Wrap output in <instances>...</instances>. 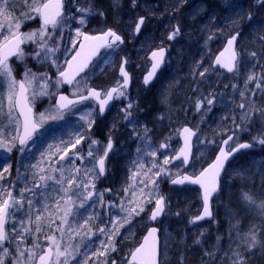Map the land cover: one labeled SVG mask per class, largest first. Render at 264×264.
<instances>
[{
  "label": "snow or ice",
  "instance_id": "1",
  "mask_svg": "<svg viewBox=\"0 0 264 264\" xmlns=\"http://www.w3.org/2000/svg\"><path fill=\"white\" fill-rule=\"evenodd\" d=\"M187 3V0H183ZM76 3V0H72ZM137 0H132V5L135 7ZM232 7L233 5H229ZM64 0H23L20 9L10 8L9 0H0V79L7 82L8 88V119L13 120V111L19 108V115L23 116V130H20L19 121L16 120V130L14 134L4 135L0 131V149L11 152L13 148L20 145L19 151L24 152L25 147L34 135V133L42 126L43 122L48 119L44 113H40L39 121L32 114V108L29 106V97L35 101L38 97L57 95L50 92L49 89H58L63 85H77V90L73 92L76 99H70L67 95L59 94L56 100L55 107L57 111L75 107L76 104L85 102L89 99H94L98 102V111L102 115L105 112L109 101L114 98L125 97L126 89L129 84V74L125 70L124 65L127 59H123L120 65V75L123 77L122 84L118 82L117 87H113L106 93H103L94 88L87 89V94H77L78 85L77 77L89 67L92 58L97 55L101 48L115 49L119 44L123 43L122 37L114 30L108 29L99 35H88L86 32L76 28V37H82V42L77 46L76 40H73V54L70 59H65L64 64L58 63L59 57L57 52L60 51V45L55 34V30L60 28L67 20L65 15ZM76 13L72 19L83 26L87 23L90 15L98 14L103 16L104 13L99 10H94L91 4L87 8L76 6ZM154 14V12H153ZM39 18L40 27L32 31H21L26 22ZM145 17H138L135 23L134 32L138 34L142 26L145 24ZM248 19H251L249 14ZM52 31H49V29ZM180 33L179 26H175L169 33L168 39L172 40ZM237 32L228 39L225 52L230 53L228 59L222 60L218 57L216 64L227 69L228 72H233L237 65V53L234 50V43L237 40ZM264 41V36L260 38ZM34 45L31 51H26L24 46ZM68 49H65L67 53ZM165 49L160 48L158 51H153L151 59L153 61L151 71L144 78V83L148 84L155 75L157 69L163 62ZM251 57H257L255 51L251 52ZM224 53H221V57ZM15 57L21 63L23 68L22 78L17 80L14 75V69L10 64V59ZM28 59H31L36 64L41 66L48 65L56 68V78L52 79L48 72H34L32 68L27 66ZM255 67V65H253ZM207 71V69H205ZM205 71H201L199 75L203 77ZM255 81V87L248 89L251 93L248 95L246 91H240V103L236 105L239 109V123L237 116L234 114L232 123L236 129L246 127L247 123L251 122L253 117L258 112L261 118H264V108H257L251 97L256 95V90L264 91V74L257 75L256 73L248 74L245 77V87ZM227 87V85L225 86ZM233 88L236 85L232 86ZM217 102L216 95L209 93L203 98H197L195 101L196 111H201L202 108L206 112L211 111V107ZM205 105L207 107H205ZM133 103L129 102L121 111L124 113L123 119L132 123L131 117ZM90 113L82 115L81 120H84L88 129H91L94 120L89 119ZM57 119L56 116L50 117ZM184 146L179 149L177 155L169 157L165 156L163 165L167 166L174 160H181L182 165H188L191 156V138L196 133L188 127L182 129ZM138 138L145 139L148 137V130H145L144 136ZM228 135L223 141L224 145H228L229 141L233 140V136ZM85 139L83 135L77 136L75 141L69 146H66L63 153L60 154V159L63 160L68 154L69 147L75 149L77 145ZM258 143L264 145V134L259 138ZM98 142L91 141L87 157L92 168L82 170L79 167L72 169V173L65 176L63 169H53L54 172H59L57 179L53 175L46 173L45 169L41 168L39 172L34 173L30 178L25 177L24 187L21 189L19 196H13L12 190L6 191V198L0 200V264H119L115 259L109 260L111 253L117 251L116 237L120 235V229L126 224H130L134 216H139L145 211V204L154 202L155 207L151 210L149 219L157 220L159 216L164 214L166 201L165 197L158 194L155 188L156 181L149 180L148 183L141 181L145 188L148 184H152L147 192L144 188L140 190V195L143 200H130L125 206L123 202L117 205L114 201L104 200L105 192H111V189H104L97 192L95 180L99 179L105 173V159L108 153L113 150V141L111 136L103 149V155H99L100 149H93L92 145ZM250 143H241L229 150L221 147L219 154L216 156L213 163L207 168H204L198 175L181 174L178 170L176 177L171 180L173 184H184L186 181L194 185H199L203 189V213L195 217V220H202L205 217H211L210 197L218 190V178L221 170L224 168L225 162L234 153L240 149L250 148ZM51 147V146H50ZM168 145L162 143L160 148H166ZM152 157L156 156V151L148 153ZM81 161L83 156L79 157ZM164 166H158L153 163L147 172H151L152 168H156L154 173L156 177L167 173L168 169ZM33 167H36L35 165ZM140 164L138 168H143ZM264 167V165H262ZM147 172L145 175H147ZM5 174H11V165L6 164L0 170V180L5 178ZM137 173H134V176ZM81 176L83 178H81ZM264 179V177H262ZM52 181L59 185L58 188H52L49 184ZM29 182L31 186L29 187ZM56 192V196H52V192ZM125 193L129 189H124ZM4 196V192H0V197ZM136 193L133 192V197ZM52 200L53 204L49 205L48 200ZM243 200L249 205L258 206L264 210V202H257L254 198L245 193ZM63 202V204H61ZM83 209L87 212V216H83L78 210ZM89 209L92 211L89 212ZM107 209V219L100 211ZM118 209V211H112ZM19 214V215H18ZM76 215H81L82 220L73 226L69 217L75 218ZM99 221V224L96 223ZM11 222V227L6 225ZM130 231V229H129ZM158 229L153 227L148 230L147 235L143 238V242L139 244L133 251L129 252V259L126 264H162L161 262V244L158 236ZM261 229L253 225L247 232H236V239L232 241L236 244L235 248H231L230 254L225 252L228 264H249L246 259V254L251 256L255 250L264 251V236L260 234ZM104 239H99V236ZM200 235H203L201 233ZM96 236L99 239V244L92 247V238ZM31 238V244L28 243ZM220 237H216L217 243ZM89 241L85 244L84 241ZM46 242L43 243V242ZM196 243H200L197 239ZM166 247V245H165ZM83 249V251L81 250ZM206 257L214 258L215 253L205 251ZM79 257V259H77Z\"/></svg>",
  "mask_w": 264,
  "mask_h": 264
},
{
  "label": "rangeland",
  "instance_id": "2",
  "mask_svg": "<svg viewBox=\"0 0 264 264\" xmlns=\"http://www.w3.org/2000/svg\"><path fill=\"white\" fill-rule=\"evenodd\" d=\"M18 0H9V7L20 9L21 5L23 4V0H19V3L17 4ZM16 2V3H15ZM111 5L114 7L113 12L116 16H118L120 19H128L123 13L126 11V6L124 3V0H110ZM21 3V4H20ZM200 3V1H199ZM79 5V0H76V3H72V0H65V7H66V22L58 29L55 30V34L57 36L58 43L60 45V51L57 52V57H59L58 63L63 65L65 59H68L70 55L73 53L72 50V43L73 40L78 41L80 38L76 37V28H80L83 32H88L87 27H90V16L87 19V23L83 26L79 25L76 20L72 19V16L79 15V13H76V6ZM140 11L147 14L151 11V6L149 5L146 0L141 2ZM86 8V7H82ZM123 15V16H119ZM96 19L93 20V26ZM166 19L164 17H158L156 16L155 20L152 22H149L145 25L143 31L139 33L138 38H135L134 44L130 46L126 45H119L115 49L108 48L106 52L103 54L101 62L99 65L93 66L90 73H88L84 78L79 80L78 85V95L84 94L89 87H92V81H94L95 77H108L109 73L112 74L115 71V74L117 76V69L119 67V64L121 62V58L125 57L128 61V69L129 71L136 75L138 72L146 71L148 68V60L146 58L148 52L157 46H160V43L162 40H164L166 37H168V29L170 28V24L172 26H177V22L175 21H167L165 23ZM155 22V23H154ZM40 20L39 18H36L35 20H31L26 22V24L22 27L21 31H32L35 29H38L40 27ZM98 23V22H97ZM104 23V22H103ZM162 26H161V25ZM97 32H103L106 30V27H101L98 29ZM49 31H52L50 28ZM91 34H94L91 32ZM187 37L183 36L182 34H179L177 38L172 39L173 43L168 48L170 57L168 59V62L166 63L164 73H161L158 81L155 85V87L152 89V93H149V90H145L141 85H137L134 87L135 93L133 95H126L125 97H120L118 99H115L114 107L110 113V116L106 121L104 122V126L106 129L107 136H111L113 145L116 146L113 150L112 154L109 156L107 162H106V173L109 175L112 172V167L114 164L119 162L121 159H123V156H130L133 160L140 159V156H148L147 151H143L142 155L138 156H132L128 153L120 155L118 154V151L121 150L125 146V143L122 140L123 137V131L122 128L125 123H127L123 119L124 113L121 111V109H124L129 102L133 103V108L131 109V112L134 108H137L140 106L141 103L146 102L147 100L153 99V95H156L155 102L159 103V107L161 111V115L159 114L157 117L156 122L159 123V125H167V138H168V146L165 151H167L169 148H179V132L183 126H185L186 121V114L183 107L175 106L173 103L177 102L181 105L184 104L187 96L195 95L196 98H203L204 96H207L209 93H212L213 95H216L217 102L211 107L210 112L203 111L198 118V123L196 124V128L199 130L200 135L196 140L195 143V155L193 162L191 164V167L188 170H185L184 166L181 164V161L175 163L172 166H166L168 169V172L165 173L166 178H174L176 177V174L178 173V170L181 174L188 172L189 174H197L203 166L208 162L211 161L214 157L216 151L219 147V141L222 139L224 133L227 130L234 131L237 135L235 144H238L239 139L241 137V133L243 132L244 128L236 129L234 124L232 123V117L235 114L237 116V123H239V109L236 108V105L240 103V97L239 92L240 91H246L248 95H251L250 92H248V89H253L255 87V81L249 83L247 85V89L245 87V77L248 74L256 73L257 75L264 74V64H262L261 68H257L256 60L251 57V52L248 51V48L246 47L245 43H239L238 53H239V63H238V69L235 74L233 75H226L223 72L215 69L212 67V60L209 61V55L215 54L220 48V38L217 37L216 39H213L209 42H203L200 39L201 32H196L195 30H187L186 32ZM189 35V36H188ZM135 36L134 28L133 30L128 31V39L132 40V38ZM187 40V41H186ZM186 41V45L183 44V42ZM186 46L187 49H191L193 52L198 51V57L192 59L194 60L193 63L190 65L186 64L183 65L181 69L188 70L187 73L189 74L192 69H195L196 66H200L202 69H207L211 67V69L208 72H205V75L201 77L200 75L198 77L196 76H183V78H180L177 73L180 72V69H174L171 70L169 67L174 66L177 64V66H181L183 62L181 59L178 58L180 55L181 57H184L185 53L182 52V48ZM26 51H31V49L34 47V45L24 46ZM65 49H68L67 53L65 52ZM187 55L191 52L186 51ZM192 57H194L192 55ZM174 63V64H173ZM11 66L14 69V75L17 80L22 78L23 68L24 66L19 63L16 58H14L12 61H10ZM209 64V65H208ZM255 65V67H253ZM27 66L32 68L34 72H48L49 75L52 77V79L56 78V68L49 67L48 65H39L36 64L31 59H28ZM117 80V79H116ZM113 82V81H111ZM118 82V81H117ZM195 83L198 84L195 85ZM104 82L102 81L100 84V88L106 89L108 86L103 85ZM227 85V87H225ZM236 85L235 88L232 86ZM64 86H61L58 89H49L50 92L59 93ZM77 90V85H73L72 88L69 89V94L73 95V92ZM259 92V94H257ZM264 93L262 90H256V95L252 96L251 99L255 103L257 108H260L262 105V101L260 102L257 100V95L261 96V94ZM7 95H8V88H7V82L3 79H0V131L4 133V135H10L14 134L16 130V120L19 121V126L21 129V122L19 119V116L16 112V109L13 111V120H9L7 113H8V101H7ZM53 96H43L38 97L34 102L38 107L39 113L37 114L36 118L37 121H39L40 113H44L46 117H49L46 119L42 125H48L50 122H56L62 121L63 119H69V118H75L79 119V121L82 124L87 125V123L84 120H81L80 117L82 115H86L90 113V116L88 117L91 120L95 119V113H96V105L93 102H86L83 104H80L78 106L73 107L68 112H61L57 111L53 105H50V99L54 98ZM153 97V98H152ZM191 98V97H190ZM154 100V99H153ZM29 102L32 105L31 97H29ZM160 102H166V105H160ZM34 108V107H33ZM55 111V112H54ZM36 112V111H35ZM141 113H144L143 110ZM258 113V112H257ZM256 113V114H257ZM36 115V113H35ZM56 116L57 119H51L50 117ZM214 117V118H212ZM137 118V117H135ZM95 121V120H94ZM88 126V125H87ZM248 126V123L247 125ZM134 131V130H133ZM161 127H158L157 132L160 133ZM136 134H139L143 137V134L138 133L137 131L134 132V134L131 136V140L135 139L137 142L142 141V139L138 138ZM152 134L148 135V137H151ZM177 141L174 145L173 141ZM96 141V140H95ZM36 142V138L30 141L25 147V151L30 149L34 143ZM98 142V141H97ZM172 142V144H171ZM107 142L101 143L98 142L96 145H93L92 148L96 149L99 148L100 152L99 155H103V149L104 146H106ZM63 145V143H62ZM66 145L63 147L60 146L59 148L53 147L50 150H48L46 157L41 160L39 165L31 164L30 169H33L31 171V176L34 173L39 172L41 168L45 169L46 173L51 175L50 171L52 169H56L60 163V161H63L60 159V154L63 153V150L65 149ZM140 145H135L133 149L139 148ZM70 147L68 149V154L65 157V159L69 156L70 153ZM256 147L251 149V151H254ZM15 151L17 154L24 155L25 151L22 153L19 151V148L16 146L12 149L11 152H7L4 149H0V158H7L9 162H11L12 158L11 156L14 154ZM151 152V151H150ZM89 159L87 157V161L83 160V163H81L78 167L82 170L85 168H92V164L89 163ZM253 163L256 164L257 162L252 159ZM249 161V160H247ZM124 162V161H123ZM123 164V163H122ZM258 164H261V162H258ZM36 167H33V166ZM84 167V169L82 168ZM259 167V165L257 166ZM132 170L137 173L143 171V168H138V166L133 167ZM229 171L233 175L242 176L243 170L239 166V162H234L230 165ZM242 173V174H241ZM19 177L17 181L15 179L13 180V183L9 182V180H0V192H4V196L0 197V200L3 198H6V191L9 190L7 187L10 185L13 196H19L20 192L15 189L17 186V183L20 184V173H18ZM81 178H83L81 176ZM102 179L100 177L99 179L95 180L96 185V191L100 192L103 191V187H100L99 181ZM143 181V180H141ZM228 183H230V180H227ZM139 184V183H138ZM5 185L6 189H2V186ZM142 187L136 188V185L131 186L130 189H134L129 193V191L124 194L121 191L112 190L111 192H105L104 194V200L107 203L108 201H114L117 205H119L121 202L124 203L125 206L128 205V202L130 200H143V197L140 195V190L144 188V191L147 192L151 187L148 184V188L144 187L143 183H140ZM190 187L183 188L182 190L175 191L171 190L164 195L166 199V212L162 219H160L157 223V226L161 228V262L162 264H186L188 258L187 264H201L203 263V260H206L207 264H228L227 257L224 255L225 252H229L230 254V245L231 248H235L236 244L233 243L236 239V232L237 230L240 231V233L244 232V230L241 229V223L243 224V218L247 216H242V210L239 211V213H234L232 211H227L226 213H222V210L218 212V210L215 211V219L211 223L201 224V225H195L192 222V217L190 216L189 212L186 210V203L189 201L187 198V192L191 191L189 189ZM129 189V188H128ZM180 191H183L180 193ZM133 192L136 193V196L133 197ZM159 195H162L158 193ZM163 196V195H162ZM181 196V199L178 197ZM200 202V196L198 195V199ZM186 202V203H185ZM218 204V205H217ZM217 204H215L216 207H219L220 201L217 198ZM154 202L151 204H145V211L140 213L139 216H134L130 224H126L124 228L120 229V235L116 237V247L117 251L113 252L109 256V260L115 259L119 262V264H126V260L129 259V252L133 251L138 244H140L142 237L146 230L151 226V220L149 219L150 212L152 208L154 207ZM150 206L149 213H147V207ZM92 210V209H91ZM103 214L105 219H107V209L100 210ZM112 211H118V209H112ZM232 214V215H231ZM19 215V214H18ZM239 216V228L238 225L235 224L234 219H238ZM226 218L229 223L231 221L234 222L235 230H228L226 228H222L217 226L220 222V218ZM231 219V221H230ZM241 221V222H240ZM99 224V221L98 223ZM74 226V225H73ZM11 227V222L7 225V228ZM130 229V231H129ZM211 229L213 232L208 235L209 231L211 232ZM203 233V235H200ZM97 236L99 234L97 233ZM219 236L221 239L219 243L216 241V237ZM99 239H104L103 236H99ZM99 239H97L96 236L92 238L93 243L92 247H96L99 244ZM197 239H199L200 243H196ZM87 241V240H86ZM89 243V241H87ZM166 245V247H165ZM205 251L214 252L215 257L209 258L204 255ZM258 252H255L253 255L250 256V259H253L251 261L248 260L249 264H264V251L255 250ZM201 261V263H199Z\"/></svg>",
  "mask_w": 264,
  "mask_h": 264
},
{
  "label": "trees",
  "instance_id": "3",
  "mask_svg": "<svg viewBox=\"0 0 264 264\" xmlns=\"http://www.w3.org/2000/svg\"><path fill=\"white\" fill-rule=\"evenodd\" d=\"M143 1L144 0H137L136 6L133 7L132 0H124L126 11L123 13V15L126 14L125 16L128 17V19H120L114 14V7L111 5L110 0H79V4L86 8L91 4L94 10H99L104 13L103 16L98 14L90 15V27H87V31L90 32H97L101 27L114 28L127 37L128 31L133 30L134 22L139 16H147L146 24L155 20L156 16H160L166 19L165 23L171 20L177 22V26L180 28L179 34H182L185 37H187V30H195L198 33L200 31V39L206 43L219 37L221 47L223 41L228 36L239 32V43H245L248 51H255L257 53V57L253 59L256 60V63L259 64L260 68L262 67V64H264V41L260 39L262 36H264V2L260 4L259 0H187V3H184L183 0H146V2H148L151 6V11L145 14L140 11L139 6ZM16 2L18 4L19 0ZM229 5L233 6L230 7ZM249 14H251V19H248ZM123 15L119 16L121 17ZM95 19L96 24L93 26V20ZM174 27L175 26L170 24L168 35ZM138 36L139 34L135 33V36L132 38V40H129L127 37L125 45L130 46L134 44L135 38H138ZM177 37L178 36L175 38ZM186 41L183 42L184 45L187 44ZM172 43L173 40H169L168 37H166L161 41L160 45L169 48ZM186 51L191 52L189 56L187 55ZM182 52L185 53L184 57L179 55L178 58L181 59L183 64L181 66H177L176 64L169 67L171 70L180 69V72L177 73L180 78H183L185 75L187 77H198L201 71H205V69H202L200 66H196V68L192 69L189 74L187 73L188 70L181 69L183 65H190L193 63L194 60L192 59L198 57L199 55L198 51L193 52L191 49H187L186 46L182 48ZM192 55L194 57H192ZM212 56L213 54L209 55V61ZM99 61L95 65H99ZM166 68L167 67L164 68L162 73L165 72ZM210 69L211 67L209 70ZM209 70L205 72H208ZM141 77L142 71L135 75L134 82L139 85ZM116 79L117 76L114 71L112 74L109 73V76L106 78L101 76L95 77L94 81H92V84L94 86L100 87L102 81L104 84H112L111 81L116 83ZM155 85L153 87H155ZM195 85L198 86L197 83H195ZM152 89L149 90V93L154 92ZM257 94H259V92ZM153 97L152 98L154 100H147L146 102L141 103L137 108L133 109L132 117L130 118L132 123L126 121L127 123H125L122 128L123 137L121 141L125 143V146L118 151V154L123 155L130 151V155L138 156L142 155L143 151H147L148 153L150 151H156V156L152 157L148 154L147 157L140 156V159L136 160H133L130 156H123V159L113 165L112 172L99 181L100 187H103V189H111L114 190V192L121 191L126 194L124 191L125 188H129L130 193L134 190L130 189L131 186L136 185V188L142 187L139 185L141 180H143L145 183H148L149 180H155V188L158 193L162 195H166V193L171 190H182L171 188L169 184L170 178H166L164 175L165 173L161 174L159 177H156L154 175V173L157 171L156 168H152L151 172H147V169L150 168L153 163H156L158 166H164L163 160L165 156L171 157L177 150L176 148H169L167 151H165L167 147L160 148L162 143H166L168 146H170L168 144L167 138L169 132L166 131L167 125H159V123L155 121L157 120L158 115H161V112L159 113L161 109L158 105L159 103L155 102L156 95H153ZM187 97L188 98L183 105L177 102L173 103V105L183 107L186 114L185 124L193 126L197 123L199 115L205 110L202 108L201 111H196L195 101L197 98L195 95ZM50 100V105H53V98ZM257 100L259 101V106L260 102L262 101L260 108H264V93H262L261 96L257 95ZM164 105H166V102ZM35 107L37 109L38 106L35 104ZM205 107L207 106L205 105ZM142 110L144 113H141ZM109 116L105 118H99L98 114L95 113V122L92 124L91 129H88L87 125L82 124L79 119L75 118H65L62 121L57 120L56 122H50L48 125H45L42 133H40L36 138V142L32 148L25 151L24 155L18 154L16 161L13 163H5L4 161L0 162V167L5 166L6 164L11 165V174H5L4 180H9V182L12 184L14 179L17 181L19 177L18 173H20L19 182L21 183H17V186L15 187V189L20 192L24 187L25 177H31V171L33 169H30V165L32 163L39 165L41 160L46 157L48 150L56 146L58 148L60 146L63 147L64 145L69 146L75 141L77 136L83 135L85 139L81 142V144L77 145L75 149L71 148L69 156L63 161H60L57 167L64 170L65 176L70 175L73 168L78 167L81 163H83V161H81L79 158L80 156H83L84 160L87 159V152L89 151V145L91 144L92 140H96L101 143L108 142V136L104 122ZM158 127H161L160 133L157 132ZM146 129L148 130V135L151 132V137L142 139L140 142H137L135 139L131 140V136L135 131L143 134L144 136ZM262 134H264V118H261L260 114L257 113L241 133L243 140L253 143L256 149L254 151L246 150L241 152L237 157L238 159L235 160L236 163L239 162V166L243 170V174L241 173L242 176L233 175L229 170L226 172L222 186L226 183L227 190L225 191L222 187L217 197L219 201L224 202L225 205H221L220 203L219 207H216V210H218V212L222 210V213L223 211L225 213L227 211H232L237 214L242 210L241 215L247 217L243 218L241 229L244 230V232H247L250 228H252L253 225H255L261 229V236H264V210L260 209L258 206L249 205L243 200V195L248 193L254 198V200L257 202V205L260 202H264V179H262V177H264V167H262V165H264V145L259 144L258 140L254 139V137L259 138ZM140 137L142 136L140 135ZM176 142L177 141L175 140L173 141V144L172 142L171 144L174 145ZM136 144L140 145V147L133 149ZM115 147L116 146H114V149ZM252 159H254V161L257 163L254 164ZM258 162H261V164H258ZM140 164L144 165L143 171L134 176L135 172L132 170V168L139 166ZM258 165L259 167H257ZM82 168L84 169V167ZM146 172L147 175H145ZM50 173L57 179L59 178V172H54L52 169ZM228 179L230 180V183H227ZM49 184L52 186V188L59 187V185L54 184L52 181H49ZM30 186L31 182H29V187ZM150 186L153 187V185ZM2 189L5 190L6 186L3 185ZM7 189H11L10 185L7 187ZM189 189L191 191L187 192V198L189 201L187 203L185 202L187 206L186 210L189 212L190 216H194L200 208V202L197 200L199 191L194 188ZM181 192L183 191H180V193ZM52 196H56L55 191L52 192ZM178 198L181 199V196ZM47 203L51 205L53 204V201L50 199L47 201ZM61 204H63V202H61ZM215 204H217V199ZM149 209L150 206L147 207V213H149ZM78 211L82 213L83 216L88 215V213L84 212L83 209H79ZM90 211L92 210L89 209V212ZM239 219V216L238 219H234V222H236L235 224L238 225V228L240 226L238 224ZM69 220L74 226H76L77 222L82 220V216L76 215L75 218L70 216ZM234 222L231 221L229 223L226 218L221 217L218 226L228 230H235L236 228ZM96 223H98V221H96ZM212 232L213 230H211V232L209 231L208 235H210ZM31 242V238H29L28 243L31 244ZM43 243L46 244V242ZM84 243L88 244L86 240ZM81 250L83 251V249ZM255 252L258 251H254V253ZM77 259H79V257H77ZM185 259L188 262V258L186 257ZM246 259H250V256L247 254ZM250 260L253 261V259ZM199 263H201V261ZM201 264H207L206 260L204 259L203 263Z\"/></svg>",
  "mask_w": 264,
  "mask_h": 264
},
{
  "label": "water",
  "instance_id": "4",
  "mask_svg": "<svg viewBox=\"0 0 264 264\" xmlns=\"http://www.w3.org/2000/svg\"><path fill=\"white\" fill-rule=\"evenodd\" d=\"M264 0H260V2H263ZM146 20V19H145ZM143 27V26H142ZM142 29V28H141ZM99 34H101V33H99ZM99 34H97V35H99ZM88 35H90V34H88ZM123 39V38H122ZM230 39V38H229ZM237 41H238V36H237V40H236V42L234 43V50H235V52L237 53V51H236V49H237ZM80 42H82V39H81V41ZM79 42V43H80ZM227 42H228V39H227V41H226V44H225V46L223 47V49L218 53V55L215 57V60H214V63H213V66L214 67H219L220 68V70H222V71H225L226 73H228V74H232V73H234L235 72V70L233 71V72H228L227 71V69H225V68H223L221 65H218V64H216L215 63V61H216V59L218 58V57H220L222 60H227L228 59V57L230 56V53H228V52H225V49L227 48ZM123 43H124V39H123ZM122 43V44H123ZM79 45V44H78ZM163 49H165V53H164V57H163V62L161 63V65H160V67L157 69V71H156V73H155V75L152 77V79L149 81V83L148 84H145L144 83V78H145V76L148 74V72L149 71H151V67H152V63H153V61H152V59H151V54H152V52L153 51H158L160 48H157V49H154L153 51H151L150 52V54L148 55V59L151 61V65H150V67H149V70L144 74V77H143V85L145 86V87H148V86H150L155 80H156V77H157V75H158V73L160 72V70H161V68L163 67V65H164V63H165V61L167 60V56H168V53H167V49L165 48V47H162ZM104 49L105 48H101L100 50H99V52L97 53V55L96 56H94L93 58H92V61L90 62V65H89V67L88 68H86L85 70H84V72H82V73H80V75L77 77V79L79 78V77H81L89 68H90V66L92 65V63L101 55V53L104 51ZM221 53H224V56L223 57H221ZM13 58V57H12ZM237 60H238V55H237ZM236 63H237V61H236ZM124 67H125V70L128 72V74H129V77H130V80H129V84H128V86H127V89H129L130 87H131V83H132V81H131V75H130V73H129V71L127 70V67H126V64L124 65ZM120 69V68H119ZM118 74H119V76L120 77H122L121 75H120V71L118 72ZM123 78V77H122ZM66 86H71V85H66ZM113 88V87H112ZM94 89H96V90H99V91H101L102 92V90H100V89H97V88H94ZM111 89V88H110ZM109 89V90H110ZM60 94H64V95H67L70 99H76L77 97H70L68 94H66V93H60ZM87 94V93H86ZM85 94V95H86ZM59 95V94H58ZM58 95H57V97H56V100L58 99ZM56 100H55V103H56ZM89 100H93V101H95L94 99H89ZM88 101V100H87ZM97 104H98V102L97 101H95ZM113 102H114V99L113 100H111V101H109V104L106 106V109H105V112L101 115V117H104V116H106L108 113H109V111L111 110V108H112V106H113ZM30 106V105H29ZM64 110H66V109H64ZM17 111H18V113H19V108H17ZM32 114H33V117L35 118V116H34V110L32 109ZM21 117V121H22V130H23V116H20ZM186 127H188V128H191L190 126H186ZM42 129V127H40L36 132H38V131H40ZM195 133H196V135L195 136H193L192 138H191V141H190V143H191V156H190V160H189V163H188V165H184L185 167H188L190 164H191V162H192V159H193V152H194V141H195V138H196V136L198 135V131H195L193 128H191ZM35 132V133H36ZM35 133H34V135H35ZM181 133H182V130H181ZM180 133V141H181V147L180 148H182L183 146H184V138H183V135ZM33 135V136H34ZM230 142V141H229ZM229 144V143H228ZM20 146V145H19ZM227 146L228 145H224L223 143H222V146L221 147H224L225 148V150L227 151ZM179 148V149H180ZM220 150V149H219ZM242 150H244V149H240L238 152H236V153H234L232 156H230L229 157V159L225 162V165H224V168L221 170V173H220V176H219V178H218V190H217V192H215V193H213V195L210 197V210H211V212H212V201H213V199L215 198V196L217 195V193L219 192V189H220V182H221V178H222V176L224 175V173H225V170H226V167H227V165H228V163L230 162V161H232L235 157H236V155L240 152V151H242ZM178 152H179V150H178ZM178 152L175 154V155H177L178 154ZM219 154V151H218V153L216 154V156ZM174 155V156H175ZM216 156H215V158H216ZM215 158H214V160H215ZM106 160V159H105ZM213 160V161H214ZM178 161H181V160H174L172 163H170L169 164V166L170 165H172V164H174V163H176V162H178ZM213 161L211 162V163H213ZM210 163V164H211ZM209 164V165H210ZM209 165H207L205 168H207ZM189 175V174H188ZM172 186H179V187H182V186H184V185H189V186H194V187H198L199 189H200V192H201V200H202V211H201V213H200V215L203 213V189L199 186V185H194V184H191L190 182H185L184 184H173L172 182L170 183ZM163 217V214L161 215V216H159L158 218H157V220L158 219H160V218H162ZM213 218V213H212V216L211 217H205L204 219H202V220H195L194 219V222L195 223H197V222H202V221H205V220H211ZM157 220H155V221H152V223H155ZM153 227H155V228H157L159 231H158V236H159V239H160V229L157 227V226H151L150 228H153ZM149 228V229H150ZM148 229V230H149ZM148 230H147V232H146V234L144 235V237L147 235V233H148ZM143 237V238H144ZM143 242V239H142V241H141V243ZM130 258V257H129Z\"/></svg>",
  "mask_w": 264,
  "mask_h": 264
},
{
  "label": "flooded vegetation",
  "instance_id": "5",
  "mask_svg": "<svg viewBox=\"0 0 264 264\" xmlns=\"http://www.w3.org/2000/svg\"><path fill=\"white\" fill-rule=\"evenodd\" d=\"M135 87V86H134ZM147 90H151V89H147ZM126 93H127V95H133L134 93H135V90H134V88L132 89V90H130V91H126ZM16 152V151H15ZM14 156V154L12 155V157ZM223 188H224V190L226 191V189H225V185L223 186Z\"/></svg>",
  "mask_w": 264,
  "mask_h": 264
},
{
  "label": "bare ground",
  "instance_id": "6",
  "mask_svg": "<svg viewBox=\"0 0 264 264\" xmlns=\"http://www.w3.org/2000/svg\"><path fill=\"white\" fill-rule=\"evenodd\" d=\"M257 67L260 68L259 64H257ZM160 105H164V102H160Z\"/></svg>",
  "mask_w": 264,
  "mask_h": 264
}]
</instances>
